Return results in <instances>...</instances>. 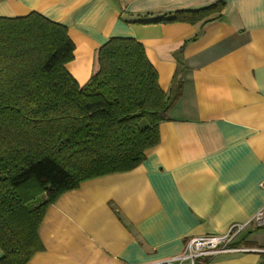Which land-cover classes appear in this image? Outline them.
I'll use <instances>...</instances> for the list:
<instances>
[{
    "label": "crops",
    "instance_id": "crops-1",
    "mask_svg": "<svg viewBox=\"0 0 264 264\" xmlns=\"http://www.w3.org/2000/svg\"><path fill=\"white\" fill-rule=\"evenodd\" d=\"M218 1L0 0V17L36 12L67 27L68 70L80 85L113 37L143 44L166 93L179 60L185 66L160 143L133 171L63 194L39 229L45 250L28 264H160L190 238L225 234L264 208V0H224L221 18L197 25L155 22ZM241 244L264 249V227L249 225ZM263 259L220 255L210 264Z\"/></svg>",
    "mask_w": 264,
    "mask_h": 264
},
{
    "label": "trees",
    "instance_id": "trees-1",
    "mask_svg": "<svg viewBox=\"0 0 264 264\" xmlns=\"http://www.w3.org/2000/svg\"><path fill=\"white\" fill-rule=\"evenodd\" d=\"M225 6L155 22L197 25ZM74 51L67 27L39 13L0 17V264H28L45 250L39 229L63 194L140 166L182 96L184 62L166 93L136 39H109L85 85L68 70Z\"/></svg>",
    "mask_w": 264,
    "mask_h": 264
},
{
    "label": "built area",
    "instance_id": "built-area-1",
    "mask_svg": "<svg viewBox=\"0 0 264 264\" xmlns=\"http://www.w3.org/2000/svg\"><path fill=\"white\" fill-rule=\"evenodd\" d=\"M251 224H255L257 227H264V208L250 222L233 224L225 234H207L190 238L186 242L184 250L180 255L165 260L160 264H183L185 262H189L190 264H210L211 258L220 255H240L247 253L261 254L264 257V249L245 247L241 244V237ZM261 264H264V259Z\"/></svg>",
    "mask_w": 264,
    "mask_h": 264
}]
</instances>
